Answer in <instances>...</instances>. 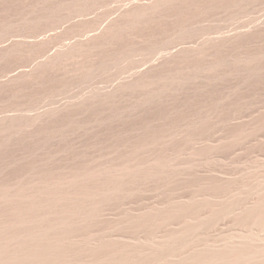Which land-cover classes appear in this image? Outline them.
<instances>
[{"label":"rangeland","instance_id":"1","mask_svg":"<svg viewBox=\"0 0 264 264\" xmlns=\"http://www.w3.org/2000/svg\"><path fill=\"white\" fill-rule=\"evenodd\" d=\"M0 264H264V0H0Z\"/></svg>","mask_w":264,"mask_h":264}]
</instances>
